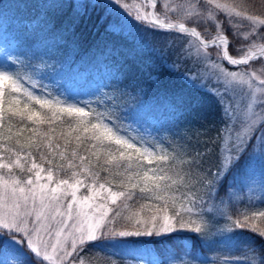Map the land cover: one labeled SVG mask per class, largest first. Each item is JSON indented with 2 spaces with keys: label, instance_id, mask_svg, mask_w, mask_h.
Here are the masks:
<instances>
[{
  "label": "trees",
  "instance_id": "obj_1",
  "mask_svg": "<svg viewBox=\"0 0 264 264\" xmlns=\"http://www.w3.org/2000/svg\"><path fill=\"white\" fill-rule=\"evenodd\" d=\"M240 1L243 6L241 8L246 11L253 14L264 13V0ZM72 2L77 5L72 10L74 14L84 11L79 8L81 4L90 5L75 27V37L66 30L64 24L69 7L67 0H0L1 24L22 48L21 55L35 61L34 65L40 74L49 75L61 85L69 83L79 88L80 84L83 87L85 85L99 110H111L108 115L114 117L132 116L133 110H141L145 118L151 116L159 120L163 128L167 129L169 148L175 154V158L170 154L168 163L190 173L193 185L199 187L202 177L220 165L217 156L218 141L215 139V130L218 128L216 117L220 111L208 90L193 85L185 78L197 66V63L190 61L184 48L187 42L184 36L187 34L175 30L177 28L153 31L141 22L132 24L135 29L128 26L126 31L119 28L116 30L115 27L119 26L126 14L114 4V0ZM221 18L223 24L228 22ZM223 33L228 39V53L237 56L236 46L242 39H237L234 35L237 31L228 27L224 28ZM250 63L264 64V61L256 58ZM94 78L102 79L100 86L89 84ZM174 94L181 95L185 103L174 104ZM8 99L11 97L6 96V101ZM20 99L27 102L23 96ZM8 106L6 102L5 109ZM29 106L40 111L38 105L29 103ZM166 109L173 117L165 120L160 112ZM43 111L47 112V109ZM48 115L52 114L49 112ZM92 122H97L94 117ZM75 123L74 117L58 113L57 119L51 123L34 125L30 121L21 122L19 118L9 119L6 112L3 128H0L3 133L0 141L9 145V152L29 150L30 159L38 164L52 159L53 165L60 166L61 177H68L75 170L90 169L97 180L109 181L120 190H128L125 192L130 193V196L125 199L126 202L110 212L107 228L115 231L134 229L133 222L126 219L127 211L132 214L139 212L141 217H148L157 208L161 209V213L166 208L169 215L178 219L175 206L164 205L142 194L138 181L129 179L131 172L128 166L133 165L136 159L143 158L142 155L133 152L131 160H120L115 144L107 141L100 144L90 139L91 134L83 133L82 129L79 133L73 132L68 137L69 142L65 144L64 136ZM33 127L39 128L41 132H48L50 128L54 130L53 147L55 149L57 143L60 145L55 156L46 155V159L42 161L41 151L47 154L46 147L41 151L34 147H20L27 143V138L33 136L29 131ZM21 128L24 131L16 136L15 133ZM77 135L81 136L80 141L76 140ZM60 151L65 153L64 159H61ZM73 151L76 152L75 157L72 155ZM80 157L84 159L81 160ZM243 169L242 163L234 167L224 185L229 178L241 175ZM21 174H28L27 169ZM211 215L218 223L212 224L210 230L205 231L203 242L196 234L187 231L161 236L154 234L140 237L136 247L123 248L121 254L100 244L97 247L88 244L78 248L74 259L77 260L79 255L86 264H165V261L172 264L169 258L174 254L179 255L187 248L202 259L206 257L207 264H235L237 260L243 261L247 251L246 241L250 236H255L251 226L264 229V216L259 213L237 219L235 213L231 216ZM245 217L248 218V227L238 228L236 222L244 223ZM183 218L190 226H196L189 214L184 213ZM196 221L197 224L201 223V217L196 218ZM255 246L261 247L258 238Z\"/></svg>",
  "mask_w": 264,
  "mask_h": 264
},
{
  "label": "snow or ice",
  "instance_id": "obj_2",
  "mask_svg": "<svg viewBox=\"0 0 264 264\" xmlns=\"http://www.w3.org/2000/svg\"><path fill=\"white\" fill-rule=\"evenodd\" d=\"M67 3L69 7L64 24H66V30L75 37V27L90 5L81 4L79 8L84 11L74 14L72 10L77 8V5L72 0H67ZM114 4L120 5L131 16L128 4H122L121 0H114ZM149 6H153L152 0H149ZM216 7L229 11L231 14L228 5L217 3ZM235 15L250 21L253 25L252 32L246 33L243 37L244 46L254 48L257 47V39L264 41V19L245 15L242 12H235ZM134 20L141 22L146 28L153 31L177 27L171 23L165 24L154 13L141 12L139 8L136 10ZM219 27L217 25V28ZM178 30L180 33L189 32L183 23L178 25ZM191 35L198 37L200 34L193 28ZM234 35L239 39V32ZM216 39L220 44L227 46L228 41L224 36L217 35ZM201 43L208 47L204 41ZM210 43L215 45L216 40L214 39ZM237 50L243 51L244 49L241 47ZM259 55L264 57V45L259 47ZM255 58L256 53H245L241 59L233 58L227 51L223 53V60L232 66L247 65ZM8 59L13 66L19 64V61L12 60L11 57ZM236 75L235 71L221 68L216 80L217 84L224 87V90L217 91L215 86L210 89L219 98L224 128L228 133V139L231 140L234 137V142L230 150L232 154L226 156L222 161L223 171H218L214 181L208 185V190L205 193L208 201L221 196V189L224 187V181L229 172L240 163L249 148H254L257 142L261 147H264V99L257 100L253 95L245 102L242 97L238 99L237 95H230L228 86L235 83ZM229 77H232L231 81L228 79ZM28 79L31 80V77L29 76ZM260 83L264 85V80H261ZM35 86V84L32 85V87ZM6 96L11 99L6 101ZM21 96L25 97L27 102L22 101ZM6 102L9 105L7 109H5ZM29 103L38 105L40 111L35 107H30ZM173 103L182 105L185 100L181 95L174 94ZM21 104H23L22 107ZM44 109H47V112H44ZM6 112L9 114V119L19 118L21 122L30 121L34 125L51 123L57 119L58 113L66 114L69 117H74L76 123L65 134V144L69 142L68 137L73 132L79 133L82 129L83 133L91 134L90 139L100 144L105 141L115 144L120 160H131L133 152L142 155L149 163L153 159L157 162L167 159L165 155H157L153 151H149L148 148L138 147L134 138H126L119 130H114L109 123L103 120L97 119V122L93 123L92 113L86 110L85 106L34 94L24 87L23 79L15 68L12 71L6 68L0 69V128H3ZM49 112L52 114L51 116L48 115ZM23 131L24 129L21 128L15 135L19 136ZM29 131L33 133V136L27 138V143L20 145L21 148L34 147L37 151H41L46 147L47 154L41 151L40 159L42 161L46 159V155L55 156L60 145L57 143L55 149L53 147V129L41 132L39 128L33 127ZM2 135L3 133L0 132V136ZM37 137L38 139H36ZM76 140L80 141L81 136L77 135ZM17 143L19 144V141ZM15 155L16 159H10L7 163L3 162V158L0 157V170H8L7 175L0 174V264H43L44 261L49 264H65V258L77 255L78 248H83L88 244L97 247L101 242L122 241L117 240V237H141L154 234L161 236L177 231H187L196 234V237L203 242L205 231L210 230L212 224L218 223L211 215L213 212L211 207L202 210L201 223L196 224L195 227L190 226L189 222H185L179 212H176V217H179L176 219L167 214L166 208L163 209L162 214L161 209L157 208L156 212L148 217H141L139 212L126 217L130 222H133L135 230L115 231L112 228H107V224L110 223L107 219L109 215L107 203L110 201L115 204L117 199L124 196L125 193L111 192L105 189V194H101L92 184L76 179L78 175L76 172H72V179H57L52 167L44 168L35 160L28 166L21 163L18 153ZM59 155L61 159L65 158L63 151H60ZM72 155L75 157L76 152L73 151ZM24 159L27 160V157ZM80 159L84 158L80 157ZM46 162L51 165L53 160L47 159ZM25 167L31 173L26 179H19L12 174L14 168L24 169ZM142 180L144 187L140 189L141 192L149 191L150 182H154L156 199H165L159 195L160 192L166 190L160 184L161 181L166 180L164 175L153 173L150 176L145 172ZM81 187H86L89 194L83 197L78 196L77 193ZM231 187L232 185L229 184L227 189H231ZM100 188L103 189L104 186L100 185ZM225 194H227V190H225ZM98 200L103 203H98ZM222 200L223 198H221V202ZM200 202L205 203L204 197L200 198ZM188 211L191 212L192 209L189 208ZM260 215L264 216V212H261ZM174 219L175 223L179 224L178 228L173 222ZM247 219L245 217L244 223L237 221L236 226L238 228L248 227ZM251 231L255 233V236H250L246 241L245 259L237 260L235 264H264V229H257L253 225ZM257 238L261 242V247L255 246ZM69 244L71 251L68 250ZM40 257L42 260L36 259ZM169 259L172 264H207L206 257L202 259L187 248L179 255H172ZM165 264H168V261H165Z\"/></svg>",
  "mask_w": 264,
  "mask_h": 264
},
{
  "label": "rangeland",
  "instance_id": "obj_3",
  "mask_svg": "<svg viewBox=\"0 0 264 264\" xmlns=\"http://www.w3.org/2000/svg\"><path fill=\"white\" fill-rule=\"evenodd\" d=\"M128 1L129 2H124L121 0V3L129 5L131 16L128 11L118 5L126 16L122 18L120 23L123 25L120 26L119 24V26H116V30L119 28V30L122 29L123 31H126L128 26L133 27L132 24L139 22L134 20L136 10L139 8L141 12L147 11L151 13L152 10L153 13L160 18V20L166 22L167 24L171 23L173 25H177V27H174L177 28L175 30H178V25L183 23L185 26L188 25L195 28L200 34L198 37H194L190 32H188L186 33L187 36H184L187 41L186 45H184L186 53L191 62H194L195 64L197 63L196 69L190 71L185 78L193 85L208 90L211 96L215 98V103L219 106L220 114H217L216 117L218 120V128L215 130V139L218 141L217 156L219 157L220 165L217 169L212 170L211 173H207L202 177L203 180L201 181L199 187L196 188V186L193 185V177L190 176V173H185L182 169L176 168L171 163H168L170 162V154L171 157L174 158L175 154L173 150L169 148L167 129L163 128L159 120L151 116H147V118H145L141 110H133L132 116H109L108 113L111 110H99L94 105L90 92L85 85L83 87L82 84H80V88L69 83L61 85L55 79H51L49 75L40 74L34 65L35 61L32 58H25L21 55L22 48L16 44L13 35L7 34L5 29H3L4 27H2L1 19L0 69L6 68L9 71H12L15 68V70L19 71L23 79L24 87L28 88L34 94L85 106L86 110L93 113V117L96 121L97 119L103 120L104 122L109 123L114 130H119V132L126 138H134V142L138 147H141L142 149L148 148L149 151H153L157 155H165L167 159L159 162L153 159L152 162L149 163L144 159V157L136 159L133 162V165L131 164V167L128 166L131 172V178L134 181H138L141 189L144 187L142 177L145 172H147L150 176L153 175V173L156 175H164L166 180L161 181L160 184L162 187H165L166 190L164 192H160L159 195L165 197V199H156L157 193L154 188V182H150L149 191L141 193L162 202L164 205L175 206L182 218L184 213L189 214V216L193 219L194 225L198 223L196 218L201 217L202 210H206L208 207L213 209L212 214L231 216V214L235 213L237 214L235 217L237 219L242 216H252L261 213L264 211V147H261L259 142L256 143L254 148H249L248 152L244 154V157L240 162L242 163L244 171L241 175H235L228 179V182L225 183L224 187L221 189V196L208 201L205 193L208 190L209 183L214 181L217 172L223 171L222 161L226 156L232 154L230 150L232 149L234 142V137L231 140L228 139V133L224 128L223 112L219 104V98L214 92L210 91V89L214 86L217 88V91L224 90V87L217 84L216 80V77L220 73V69L226 68L229 71H235L237 73L235 83L228 86L230 95H237L238 99L242 97L245 102L251 99L253 95L257 100L264 99V85L260 83L261 80H264V64H252L249 62L247 65H228L227 61L223 60L224 48L227 49L228 44L227 46L220 44L216 37L217 35H222L228 41L227 37L223 33L224 28L228 27L233 29L239 32V37L242 39V42L237 44L236 50L241 47H243L244 50H237L238 55L231 56L235 59H241L244 57L245 53H254L259 50L260 46L264 45V41L257 39V47L254 48L244 46L243 37L246 33L252 32L253 25L250 21L236 16L235 12H242L245 15L257 16L261 19H264V13L253 14L242 9L241 7L243 6L240 0H212V2H210V0H152L153 6L151 7L149 6V0ZM217 3L221 5H228L231 10V14L229 11L217 8ZM221 17L226 19L228 22L223 24ZM124 19L126 20L124 21ZM217 25L220 27L217 28ZM255 27L259 28L260 26ZM133 28L135 29V27ZM214 39L216 40V44L212 45L210 42ZM146 41H148V38H146ZM201 41L208 44V47H205ZM8 57H11L12 60L19 61V64L13 66ZM256 58H262L264 61V58L260 55L256 56ZM29 76L31 77V80L28 79ZM228 79L231 81L232 77H229ZM101 83L102 79L94 78L92 83L89 84L91 86L98 87ZM33 84L36 86L32 87ZM233 88L235 89L234 92ZM131 108L133 109L134 107ZM162 112L164 113L162 114ZM160 116L165 120L173 117L168 109L161 111ZM9 148L8 144H4L0 141V157L3 158V162L7 163L10 159L15 160V154L18 153L21 158V163L30 166L33 160L29 157V150L17 149L13 150L14 152H9ZM176 155L178 156V153H176ZM25 157H27V160L24 159ZM40 165L44 168L52 167L56 173L55 178L57 179H72V174L68 177H61L59 175L61 171L60 166L53 164L49 165L48 163H41ZM25 168L27 169V167ZM25 168H14L12 170V174L19 179H26L31 173L28 172V174L23 176L21 173L25 171ZM78 171H74L78 173L76 179L92 184L96 190L101 192V194H105V189L111 192L125 193L124 196L117 199L115 204L110 201L107 203L109 215L113 209H118V207L120 208L121 205L126 202L125 199L130 196V193L125 192L128 191L126 189L120 190L117 187H114V185L109 181L103 182L97 180L95 174L93 175V171L90 169H88V171ZM0 174L7 175L8 170H0ZM229 184L232 185L231 189H227ZM100 185H103L104 188H100ZM225 190H227V194H225ZM88 194L89 193L86 187H81L77 193L80 197ZM201 197H204L205 203L200 202ZM221 198H223L222 202ZM98 203H103V201L98 200ZM189 208L192 209L191 212L188 211ZM126 214L127 216L132 215V213H128V211ZM109 215L107 218L108 220ZM173 222L178 228L179 224L175 223V219ZM132 230L135 229H123L120 231ZM116 239L122 241L101 242L100 245L121 254L123 248L136 247L140 237H117ZM68 250L71 251L70 244ZM36 259L42 260V257ZM43 264H49V262L44 261ZM65 264L86 263H84L78 255L77 260L74 259V256L71 258H65Z\"/></svg>",
  "mask_w": 264,
  "mask_h": 264
},
{
  "label": "water",
  "instance_id": "obj_4",
  "mask_svg": "<svg viewBox=\"0 0 264 264\" xmlns=\"http://www.w3.org/2000/svg\"><path fill=\"white\" fill-rule=\"evenodd\" d=\"M151 13H153V11L151 10ZM162 21V20H161ZM164 22V21H163ZM165 24H167L166 22H164ZM186 28H188L189 29V32L191 33V29H193L191 26H185ZM225 51H227V49L226 48H224V52ZM254 53H256V56H259V50H257L256 52H254ZM231 56V55H230ZM264 58V57H263Z\"/></svg>",
  "mask_w": 264,
  "mask_h": 264
}]
</instances>
